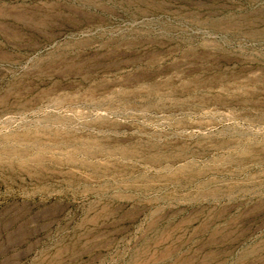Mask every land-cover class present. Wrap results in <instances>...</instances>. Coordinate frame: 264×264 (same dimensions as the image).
<instances>
[{
    "label": "rangeland",
    "instance_id": "obj_1",
    "mask_svg": "<svg viewBox=\"0 0 264 264\" xmlns=\"http://www.w3.org/2000/svg\"><path fill=\"white\" fill-rule=\"evenodd\" d=\"M0 264H264V0H0Z\"/></svg>",
    "mask_w": 264,
    "mask_h": 264
}]
</instances>
